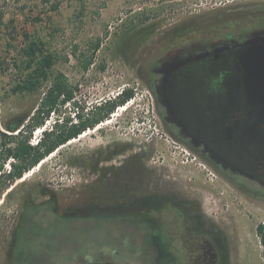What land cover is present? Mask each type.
<instances>
[{
	"label": "rangeland",
	"instance_id": "rangeland-1",
	"mask_svg": "<svg viewBox=\"0 0 264 264\" xmlns=\"http://www.w3.org/2000/svg\"><path fill=\"white\" fill-rule=\"evenodd\" d=\"M58 1V10L44 13L42 21L25 23L19 15L15 25L18 33L28 31L44 41L45 49L54 55L51 75L37 90L11 92L18 80L13 62L22 58L23 40L19 36L9 51L0 40V132L3 122L25 118V123L32 118L58 73L73 90L79 108H73L72 101L58 104L31 134L33 144L54 120H68L69 126L79 120L78 110L89 117L121 91L133 93L105 119L86 128L84 136L68 140L22 179L10 181L6 175L13 159L3 161L0 133V264H195L199 253L157 249L145 222L123 218L96 198L89 182L90 154L95 149L106 152L112 143L125 146L128 163L143 165L157 181L155 186L161 183L173 195L198 204L195 210L218 234L215 264H264L257 234V226H264V202L237 192L174 139L142 80L164 48L263 29L264 0ZM128 38L131 47L125 43ZM30 204L33 208L21 231ZM89 208V215L64 219ZM81 229L86 233L81 234ZM166 240L171 244L172 236Z\"/></svg>",
	"mask_w": 264,
	"mask_h": 264
},
{
	"label": "flooded vegetation",
	"instance_id": "flooded-vegetation-1",
	"mask_svg": "<svg viewBox=\"0 0 264 264\" xmlns=\"http://www.w3.org/2000/svg\"><path fill=\"white\" fill-rule=\"evenodd\" d=\"M254 34H264V28L164 48L142 80L152 89L154 107L168 133L237 192L264 202V114L260 104L246 98L238 60L244 42ZM164 87L172 115L162 102ZM108 149L90 154L89 182L96 198L123 218L145 222L157 249L197 252L195 264H215L218 234L195 210L198 204L173 195L161 183L155 186L143 165L128 163L125 146L112 143ZM167 236H172L171 244Z\"/></svg>",
	"mask_w": 264,
	"mask_h": 264
},
{
	"label": "trees",
	"instance_id": "trees-1",
	"mask_svg": "<svg viewBox=\"0 0 264 264\" xmlns=\"http://www.w3.org/2000/svg\"><path fill=\"white\" fill-rule=\"evenodd\" d=\"M59 8L58 0H0V40L4 42L6 51L10 50L12 43L22 37L20 53L22 58L14 61L13 65L18 75V80L11 87L12 93L33 92L37 90L44 81H47L51 75V68L55 63L54 55L45 49V42L38 37H33L28 31L18 33L16 21L18 16H22L25 23H35L42 21V15L50 11H57ZM36 11V12H35ZM135 35L133 38H137ZM127 46H132L131 38L126 40ZM94 48L97 44L93 45ZM3 62H0V66ZM88 63L84 64L86 68ZM151 89V87L149 86ZM152 90V89H151ZM131 90L121 91L119 97L115 100H106L103 105H99V111L89 117H83L82 114L76 113L79 120L71 122L68 126V120L56 119L52 125L43 128L41 135L36 143H31V134L38 127L40 128L50 112H54L58 104L72 101L73 108H78L77 101L73 96V90L69 89L65 83V77L62 73L56 74L46 92L41 98L40 107L37 112L30 117L25 123V118H13L3 122L4 131H1L4 147L3 161L12 158L9 161L10 169L6 173L10 181L24 177V174L39 166L40 162L48 155L58 150L68 140L81 134L86 128L94 126L109 114L116 106L123 105L124 102L132 96ZM9 144V145H8ZM3 164V163H2ZM49 191L44 192L48 194ZM50 194L52 192L50 191ZM33 206L30 204L25 209L20 223L19 230L26 218V214ZM92 209L81 210L79 214L74 213L72 216H65L64 219H73V216L89 215ZM54 213V212H53ZM87 217V216H86ZM83 228V227H81ZM22 231V230H21ZM86 233L81 229V234ZM257 234L262 246L264 256V226H257ZM154 243V237L152 236ZM16 244V243H15Z\"/></svg>",
	"mask_w": 264,
	"mask_h": 264
},
{
	"label": "water",
	"instance_id": "water-1",
	"mask_svg": "<svg viewBox=\"0 0 264 264\" xmlns=\"http://www.w3.org/2000/svg\"><path fill=\"white\" fill-rule=\"evenodd\" d=\"M245 48L239 53L241 81L246 98L260 104L264 114V34H254L244 42ZM188 60V59H186ZM162 102L168 113L172 115V101L163 89Z\"/></svg>",
	"mask_w": 264,
	"mask_h": 264
},
{
	"label": "bare ground",
	"instance_id": "bare-ground-1",
	"mask_svg": "<svg viewBox=\"0 0 264 264\" xmlns=\"http://www.w3.org/2000/svg\"><path fill=\"white\" fill-rule=\"evenodd\" d=\"M100 126H101V125H98V126L95 127L94 129H97L98 127L100 128ZM86 133H87V132H86ZM86 133H85V134H86ZM85 134H81L80 136H84ZM71 140H74V139H71ZM22 178H23V177H22ZM22 178H21V179H22Z\"/></svg>",
	"mask_w": 264,
	"mask_h": 264
}]
</instances>
